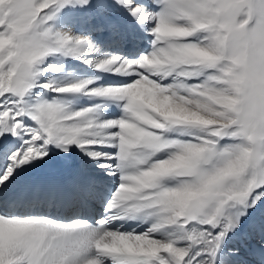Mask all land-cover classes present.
Masks as SVG:
<instances>
[{
	"label": "snow or ice",
	"instance_id": "6c2138e0",
	"mask_svg": "<svg viewBox=\"0 0 264 264\" xmlns=\"http://www.w3.org/2000/svg\"><path fill=\"white\" fill-rule=\"evenodd\" d=\"M0 264H264V0H0Z\"/></svg>",
	"mask_w": 264,
	"mask_h": 264
}]
</instances>
